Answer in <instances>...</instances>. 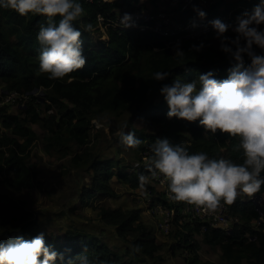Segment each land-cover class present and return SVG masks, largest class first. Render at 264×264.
<instances>
[{
  "label": "trees",
  "instance_id": "obj_1",
  "mask_svg": "<svg viewBox=\"0 0 264 264\" xmlns=\"http://www.w3.org/2000/svg\"><path fill=\"white\" fill-rule=\"evenodd\" d=\"M200 1L203 2L201 5ZM80 2L85 12L76 26L83 33L81 39L86 65L71 74V82L68 77L52 81L46 74H38L41 45L36 37L40 24H46L47 18L37 14L20 16L15 11L0 9V82L4 84V90L43 91L39 96L30 94L18 107L17 113H8L6 106L0 107L2 185L15 191L39 186L36 166L29 163L32 147L39 139L31 127L35 124L43 131L41 139L45 152H56L60 158L69 156L72 166L87 168L90 181L85 191L89 197H118L111 185L113 180L133 191H142L139 188V174L143 172L150 176L144 164L136 170L127 171L128 165L122 164L121 160L91 153L88 149L94 128L92 120L99 119L100 114L129 113L156 126L153 132L137 130L129 125V131L135 132L143 141L138 148H133L138 159L146 151L147 158L151 156L150 146L157 139L166 138L173 146L185 147L189 154L205 152L210 158L223 157L242 162V152L234 150L238 138L219 131L216 134L204 133L198 121L188 122L175 117L168 119V105L159 92L163 84H171L177 78L181 82H192L209 71H213L214 78L218 80L228 77L229 69L236 62L220 50V41L214 29L198 40H179L180 49L185 53L181 58L175 55L174 45L166 44L170 36L156 32L152 21L133 16L134 12L144 10L154 14L157 10L155 0ZM261 2L194 0L184 9L180 6L166 9L175 21L188 22L201 18L194 8L206 13L203 18H228L241 16L245 11L251 13ZM163 5L167 3L163 2ZM124 13L132 15L135 26L122 28L119 25ZM58 20L59 17L56 18L57 23ZM89 23L92 31L104 27L107 37L99 39L94 45L92 31H85ZM261 28L264 29V25ZM225 35L235 38L236 33L228 30ZM201 42L204 44L201 51L191 49V45ZM256 51L260 52L259 49ZM244 62L246 66L250 63L246 54ZM157 71H167L170 76L164 81L153 80V73ZM73 147L82 148V151L72 152ZM261 175L264 176V173ZM143 192L154 194L155 188L150 180ZM262 194L264 186L255 197ZM255 197L240 196L233 205L228 206L229 212L239 219L230 231L219 228L201 231L199 225H192L186 220L179 205L174 206L172 229L168 234L178 240L180 248L187 251L182 264H215L201 260L199 243L193 238L196 232L201 235L203 243L219 246L228 264H264L263 222L258 225L259 229H251L249 225L251 220L260 218L254 204ZM2 198L0 194V200ZM8 207L11 210L7 220L10 230L0 236V243H7L16 236L30 240L44 233L46 245L63 254L64 259H58L55 264H78L81 255L86 256L92 264H148L158 257L157 252L164 246L157 243L144 224L140 210L136 208L99 206V220L113 226L117 238L124 243L125 251L120 253L115 249L119 245L113 244V248L89 230L70 224L62 228V234L47 232L38 225L32 211L18 204ZM131 245H139L140 252L133 253Z\"/></svg>",
  "mask_w": 264,
  "mask_h": 264
},
{
  "label": "clouds",
  "instance_id": "obj_2",
  "mask_svg": "<svg viewBox=\"0 0 264 264\" xmlns=\"http://www.w3.org/2000/svg\"><path fill=\"white\" fill-rule=\"evenodd\" d=\"M104 2L113 3V0ZM0 9L15 11L20 16L37 14L47 18L46 24H40L36 37L41 45L38 74H46L52 81L68 77L71 82V74L85 67L83 33L76 26L85 12L80 0H0ZM194 11L201 18L206 15L198 8ZM210 23L220 41V50L236 62L228 77L218 80L209 71L192 82L177 78L171 84H163L159 92L168 105V119L198 121L204 133L219 131L238 138L234 150L242 152V162L210 158L205 152L189 154L182 145L173 146L166 138L157 139L150 146L151 156L144 165L150 176L142 172L138 181L139 188L146 191L150 178L159 179L166 185L170 201L191 206L198 214L214 216L240 196L255 197L264 186L261 175L264 173V29L261 28L264 0L251 13L245 11L237 17L234 27L220 19ZM119 25L135 26L132 15L124 13ZM230 27L236 33L235 38L225 35ZM85 31H92L90 23ZM203 48V42L191 45L197 52ZM174 51L181 58L185 54L179 42L174 45ZM245 54L250 59L247 66ZM169 76L167 71H157L153 80L164 81ZM128 123L127 118L121 121L114 136L126 148H138L143 141L135 132L125 131ZM130 247L133 253L140 252L139 245ZM58 259L63 260V254L46 245L44 233L30 240L16 236L0 243V264H55ZM78 264L92 262L81 255Z\"/></svg>",
  "mask_w": 264,
  "mask_h": 264
},
{
  "label": "rangeland",
  "instance_id": "obj_3",
  "mask_svg": "<svg viewBox=\"0 0 264 264\" xmlns=\"http://www.w3.org/2000/svg\"><path fill=\"white\" fill-rule=\"evenodd\" d=\"M157 5V11L159 9L169 8V2L166 0H155ZM163 2H166L167 5H163ZM200 5L203 3L200 1ZM150 5V3H149ZM151 7V6H150ZM145 11V10H144ZM92 42L95 45L99 39H105L106 33L104 27H101L99 30L92 31ZM4 87V84L0 82V90ZM42 95V94H41ZM18 106L17 104H11L7 106L8 113H17ZM125 118L128 119V127L125 131H129V125L135 127L137 130L144 131H155L156 126L151 125L149 121L144 119H140L137 117H132L129 113H122L120 115L116 114H100L99 119H93L92 122L94 124V128L91 130L92 142L89 144L88 149L91 153L105 155L106 157H115L122 161V164L128 165V170L138 169L142 164L147 163V155L141 153V159H138L133 149H128L124 145H122L117 138L114 136V132L117 129V126L123 121ZM33 128L39 135V139L32 147L33 153L34 149L36 151L39 150V145H42V129L38 125H33ZM39 144V145H38ZM119 150V151H118ZM81 152L82 148L74 147L72 148V152ZM44 153V152H43ZM45 158L49 164L56 165L57 167H66L68 169L71 168V164L69 163V156L60 158L59 154L54 152L53 154H45ZM30 163H34L36 166L42 162L38 158L34 157L29 161ZM40 171V170H39ZM62 171V170H61ZM61 171L58 176H62ZM40 173V172H39ZM82 179L80 192H76L74 197L79 196V200L76 201L75 204L72 202L67 203L66 206L61 208L55 215H60L57 217H61V220L55 221V224H63L65 221V217H69L68 221H71V224H74L78 228H83L86 230H90L102 241L106 242L109 246H113V244L119 245L115 249L124 253L125 247L124 243L120 242L117 238L114 228L111 225L103 224L99 220L98 209L100 205H104L106 207H120L122 209L128 208H136L140 210V215L144 224L148 227V229L152 232L154 237L156 238L157 243L164 244V246L157 252L158 257L154 260H150L148 264H182L183 257L187 255V251L184 248H180L178 246V240L173 238L170 234H163L156 229V219L153 218L149 211L148 206L151 204V196L148 195L147 192L138 191L128 189L127 186H123L121 183L113 180L111 183L114 190L119 194L118 197L114 199H101L99 196L89 197L85 191V185L88 184L89 179L87 177L88 171L86 167L83 169H77L75 172ZM83 173V174H82ZM84 179H83V177ZM2 176L0 175V180ZM115 179V178H114ZM57 186V184H55ZM42 187V188H41ZM37 187L36 189H22L20 191H15L13 189H9L0 183V194L3 195L2 200H0V236L4 235L7 231L10 230L9 224H7V220L11 214V210L8 207L10 204H18L25 208L26 210H30L33 213L36 221H39V217L44 216L48 213L43 207L45 204H51L52 201H55V198L51 197L50 194L46 190H44V186ZM54 196L55 194H51ZM82 196V197H81ZM153 196V195H152ZM261 199L256 200L257 204H259L262 208V213L264 215V195H262ZM52 198V199H51ZM245 199V198H242ZM101 201V202H100ZM126 203V204H124ZM78 205V206H77ZM151 207V206H149ZM84 208H87L90 213L87 214V211H84ZM68 210V216H65V211ZM76 211V212H75ZM72 219V220H71ZM239 220V219H237ZM263 222V223H262ZM261 223L264 225V221ZM39 223V222H38ZM55 225L54 223H51ZM251 229H259L260 227L255 223V220H251L249 223ZM172 229V228H171ZM47 232H54L56 234H62V227L55 229H47ZM98 231V232H97ZM171 231V230H170ZM193 238H195L199 243V256L202 261H209L215 264H228V259H224L222 257V251L219 246H209L206 243H203L201 240V235L197 232L194 233Z\"/></svg>",
  "mask_w": 264,
  "mask_h": 264
},
{
  "label": "built area",
  "instance_id": "obj_4",
  "mask_svg": "<svg viewBox=\"0 0 264 264\" xmlns=\"http://www.w3.org/2000/svg\"><path fill=\"white\" fill-rule=\"evenodd\" d=\"M194 0H171L169 2V8L174 6H180L182 9L192 4ZM261 4V3H260ZM168 8V9H169ZM169 11V10H168ZM136 18H143L153 22V29L162 36H170L167 41L168 46H173L181 39L198 40L205 33L214 29L211 25V21L220 19L223 23L236 26L237 17L228 18H195L188 22L175 21L167 12V9H159L157 13L150 14L149 11H136L133 13ZM102 20L101 17L99 18ZM195 23V27H193ZM232 31V28H229ZM43 93L42 90H35L34 94L39 96ZM30 92L16 91V90H0V107L17 104L21 106L29 98ZM146 160L147 158L144 157ZM150 184L155 188L154 194L150 195L151 207L148 206L150 215L156 219V229L163 233L168 234L171 230V223L174 215V206L179 205L180 211L186 216V220L192 225H199L201 231H205L207 228H219L225 231H230L235 223H238V217L229 212L228 206H224L223 210L214 216H208L198 214L191 206L184 203H176L168 199L167 187L161 183L159 179H151ZM264 195V194H263ZM263 197V196H262ZM262 213V212H261ZM260 213V218L255 221L259 225L264 221V215Z\"/></svg>",
  "mask_w": 264,
  "mask_h": 264
},
{
  "label": "crops",
  "instance_id": "obj_5",
  "mask_svg": "<svg viewBox=\"0 0 264 264\" xmlns=\"http://www.w3.org/2000/svg\"><path fill=\"white\" fill-rule=\"evenodd\" d=\"M227 1H234V0H227ZM31 127L33 128V125H31ZM38 148L40 151H36V149H34V153H33V150L31 151L30 160L35 155V157L41 160L42 162H40L37 166L34 163H30V162L29 163L34 164L36 166V170H37L36 177H37V180L39 181L38 187H41V185H43L45 188L44 190H46L48 194H50L51 197L55 198V201L54 202L52 201L51 204L47 203L43 206L45 207V210L48 211V213L45 214L44 216L39 217V221H38L39 223L38 222L37 223L41 228L49 229V230L55 229V228L59 229V227L64 228L67 225L71 224V221H68L69 217H65L64 219L65 222L63 224L56 225L55 221L61 220V217H57L60 215H55V213L58 212L63 206H66L67 203L70 204L72 202V204H75L76 201L79 200V196L74 197V195L76 192L77 193L80 192L81 186L79 185H81L82 179L75 172L77 171V169H80V168L83 169V167L85 166H79V167L71 166V168L68 167L67 169L66 167H60V166L57 167L56 165L49 164L45 158V154H47V152L44 151L43 146L39 145ZM60 171L62 173V176H58ZM87 177L88 179L90 178L88 174H87ZM55 184H57V186H55ZM87 185L88 184H86L84 187H86ZM36 188H33V189H36ZM51 194H55V195L52 196ZM101 199H104V201H102L103 203L105 202L106 199H111V198H101ZM59 206L61 208H58ZM111 208H115V206ZM84 211H87V214L90 213L87 208H84ZM64 213H65V216H68V210H66ZM51 223H54L55 225H52Z\"/></svg>",
  "mask_w": 264,
  "mask_h": 264
},
{
  "label": "water",
  "instance_id": "obj_6",
  "mask_svg": "<svg viewBox=\"0 0 264 264\" xmlns=\"http://www.w3.org/2000/svg\"><path fill=\"white\" fill-rule=\"evenodd\" d=\"M31 94H32V92H31ZM257 198H258V199H261V196L258 195V196L255 197V199H254V204L256 205V207L258 208L259 212L261 213L263 210H262V208L259 206V204H257V202H256Z\"/></svg>",
  "mask_w": 264,
  "mask_h": 264
}]
</instances>
